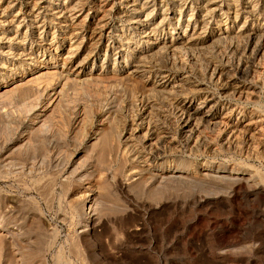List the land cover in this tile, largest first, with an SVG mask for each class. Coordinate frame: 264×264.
Instances as JSON below:
<instances>
[{
	"label": "rangeland",
	"instance_id": "1",
	"mask_svg": "<svg viewBox=\"0 0 264 264\" xmlns=\"http://www.w3.org/2000/svg\"><path fill=\"white\" fill-rule=\"evenodd\" d=\"M0 264H264V0H0Z\"/></svg>",
	"mask_w": 264,
	"mask_h": 264
},
{
	"label": "bare ground",
	"instance_id": "2",
	"mask_svg": "<svg viewBox=\"0 0 264 264\" xmlns=\"http://www.w3.org/2000/svg\"><path fill=\"white\" fill-rule=\"evenodd\" d=\"M220 2V1H219ZM218 2V3H219ZM217 3V2H216ZM127 6V5H126ZM132 7V6H131ZM212 7V6H211ZM205 9V8H204ZM222 9V8H221ZM134 22V21H133ZM135 25V24H134ZM249 35V33H248ZM260 35V34H259ZM253 36V35H252ZM248 38V37H247ZM254 51V50H253ZM229 80V79H228ZM231 81V80H230ZM203 105V104H202ZM193 106V105H192ZM197 106V105H196ZM194 107V106H193ZM211 107V106H210ZM183 109V108H182ZM209 110H204V106H199L195 109H192L189 105L186 106L185 113L186 118L184 119L183 126L185 128H188L189 130H192L194 126H197V124H193V120L200 119V120H209L212 119V115L209 114ZM183 114V113H182ZM185 116V115H184ZM195 122V121H194ZM207 124V123H206ZM246 125V124H245ZM244 125V126H245ZM247 129V128H246ZM194 130V129H193ZM187 131V130H186ZM187 133V132H186ZM149 167V166H148ZM155 169V168H154ZM148 171V170H147ZM150 173V172H149ZM152 173V172H151ZM209 173V172H208ZM221 174V173H220ZM221 176V175H220ZM179 179V177H178Z\"/></svg>",
	"mask_w": 264,
	"mask_h": 264
}]
</instances>
